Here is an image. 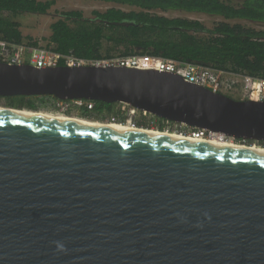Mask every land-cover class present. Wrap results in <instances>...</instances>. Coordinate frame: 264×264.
I'll return each mask as SVG.
<instances>
[{
	"label": "water",
	"instance_id": "95a60500",
	"mask_svg": "<svg viewBox=\"0 0 264 264\" xmlns=\"http://www.w3.org/2000/svg\"><path fill=\"white\" fill-rule=\"evenodd\" d=\"M9 95L264 143V100L155 69L0 61ZM0 264H264V152L0 110Z\"/></svg>",
	"mask_w": 264,
	"mask_h": 264
},
{
	"label": "trees",
	"instance_id": "16d2710c",
	"mask_svg": "<svg viewBox=\"0 0 264 264\" xmlns=\"http://www.w3.org/2000/svg\"><path fill=\"white\" fill-rule=\"evenodd\" d=\"M56 1L0 0V39L11 44L37 45V40L22 34L20 24L13 16L44 14ZM99 1L112 2L127 9L111 6L103 11L92 10L90 16H84L80 10L61 11L60 17L50 24L46 48L87 60L164 57L200 63L222 72L264 78V0H241L238 4L226 0ZM175 10L221 19L207 26L198 19L162 13ZM239 20H245L247 24ZM0 101L9 107L37 110L57 99L9 95L0 96ZM92 102L91 109L78 110L80 116L124 120L118 103ZM134 121L138 126L154 125L158 129L174 124L150 114L136 115Z\"/></svg>",
	"mask_w": 264,
	"mask_h": 264
},
{
	"label": "built area",
	"instance_id": "2783aa9c",
	"mask_svg": "<svg viewBox=\"0 0 264 264\" xmlns=\"http://www.w3.org/2000/svg\"><path fill=\"white\" fill-rule=\"evenodd\" d=\"M39 43V42H38ZM0 61L7 63H30L36 67H46L58 65L60 61L68 66L95 64V65H126L144 69H155L175 73L190 83L205 86L212 91L225 93L233 90L239 85L245 99L264 100V78L252 77L249 75L222 72L212 67L196 63L182 62L171 58L150 57V56H130L108 60H87L78 58L72 54H61L46 48L45 45L37 44L35 46L11 44L0 39ZM93 107L92 100L86 99H71L57 100L56 108L60 112H65L69 108L77 110L81 108L91 109ZM118 108L124 115V120L120 121L115 117H108L104 122H119L130 125H137L134 121L136 115H149L147 112L138 110L127 103L118 102ZM91 117V116H87ZM138 126V125H137ZM163 129L170 130L168 126ZM184 134H188L195 138H206L212 132L199 129L185 127ZM225 139H231L223 136Z\"/></svg>",
	"mask_w": 264,
	"mask_h": 264
},
{
	"label": "rangeland",
	"instance_id": "374dc122",
	"mask_svg": "<svg viewBox=\"0 0 264 264\" xmlns=\"http://www.w3.org/2000/svg\"><path fill=\"white\" fill-rule=\"evenodd\" d=\"M226 1L232 4H238L239 2H241V0H226ZM111 6H121V5H118L112 2L99 1V0H57L49 8V10L44 14L22 13V14L13 16V19L19 22L20 30L23 35H28L32 39L37 40L39 42L38 44L46 45L48 42L47 38L51 33L50 24L60 17L61 11L80 10L84 16H90V13L92 10L103 11L106 8L111 7ZM121 7L127 9L126 6H121ZM162 13L167 16H182V17L198 19L207 26H211L214 21L221 19L220 17H217V16H210V15H206L202 13H189V12H184L180 10L166 11ZM239 22L247 24V21L245 20H239ZM251 25L255 27L261 26L259 24L257 25L251 24ZM226 94L233 98H238V99H244L245 97L239 88L226 92ZM52 103H54V105ZM0 106L6 107L3 101H0ZM37 110H42L46 112L49 111L55 114L57 113V114H64L68 116H78V117H83V118H87L91 120L103 121L93 116L91 117L80 116L78 110L75 108H72L71 110H67L65 112H60L56 108V101L47 102L45 105L40 106ZM145 127L146 128H150V127L156 128L154 125L145 126ZM169 128H170V131L181 132L184 130L185 126L174 123L172 126H169ZM234 141L240 144L244 143L247 145L256 144V145L264 146V144H257L253 142H242V141H237V140H234Z\"/></svg>",
	"mask_w": 264,
	"mask_h": 264
},
{
	"label": "bare ground",
	"instance_id": "6f19581e",
	"mask_svg": "<svg viewBox=\"0 0 264 264\" xmlns=\"http://www.w3.org/2000/svg\"><path fill=\"white\" fill-rule=\"evenodd\" d=\"M0 110H5L9 112H16V113H23V114H29V115H35V116H42V117H48V118H54V119H61V120H67V121H73V122H80V123H86V124H92V125H98V126H104V127H111V128H117V129H123V130H129V131H136V132H142V133H148V134H154V135H160V136H166V137H172V138H178V139H184V140H190V141H197V142H203L208 143L212 145H220V146H227V147H243L247 148L253 151L257 152H264V146L256 145V144H240L236 141L225 139L222 134L220 133H211L206 138H195L188 134H184L182 132H174L166 129H158V128H145V126H137V125H130L127 123H119V122H103L98 120H91L83 117L78 116H68L64 114H55L52 112H46L42 110H29V109H17L14 110L13 108H6L0 106Z\"/></svg>",
	"mask_w": 264,
	"mask_h": 264
},
{
	"label": "crops",
	"instance_id": "0c3cea01",
	"mask_svg": "<svg viewBox=\"0 0 264 264\" xmlns=\"http://www.w3.org/2000/svg\"><path fill=\"white\" fill-rule=\"evenodd\" d=\"M239 88V85H237L234 89H238ZM240 89V88H239Z\"/></svg>",
	"mask_w": 264,
	"mask_h": 264
},
{
	"label": "flooded vegetation",
	"instance_id": "af4514ba",
	"mask_svg": "<svg viewBox=\"0 0 264 264\" xmlns=\"http://www.w3.org/2000/svg\"><path fill=\"white\" fill-rule=\"evenodd\" d=\"M146 128V127H145ZM259 144H264V143H259Z\"/></svg>",
	"mask_w": 264,
	"mask_h": 264
}]
</instances>
